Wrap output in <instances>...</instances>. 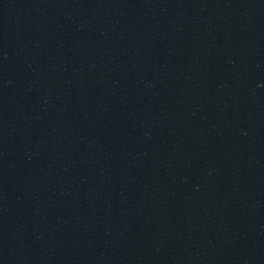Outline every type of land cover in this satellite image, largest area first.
Instances as JSON below:
<instances>
[{"label": "water", "instance_id": "1", "mask_svg": "<svg viewBox=\"0 0 264 264\" xmlns=\"http://www.w3.org/2000/svg\"><path fill=\"white\" fill-rule=\"evenodd\" d=\"M0 264H264V0H0Z\"/></svg>", "mask_w": 264, "mask_h": 264}]
</instances>
